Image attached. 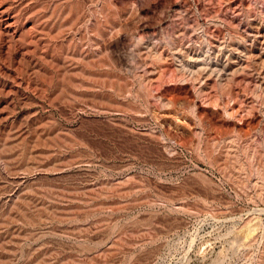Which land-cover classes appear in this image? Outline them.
I'll return each instance as SVG.
<instances>
[{"label": "rangeland", "instance_id": "1", "mask_svg": "<svg viewBox=\"0 0 264 264\" xmlns=\"http://www.w3.org/2000/svg\"><path fill=\"white\" fill-rule=\"evenodd\" d=\"M263 63L264 0H0V264H264Z\"/></svg>", "mask_w": 264, "mask_h": 264}, {"label": "bare ground", "instance_id": "2", "mask_svg": "<svg viewBox=\"0 0 264 264\" xmlns=\"http://www.w3.org/2000/svg\"><path fill=\"white\" fill-rule=\"evenodd\" d=\"M254 31H255V36H260V28L258 26L254 27ZM262 36V35H261ZM221 45H219L218 47H220ZM217 47H214V49H216ZM219 50V48L217 49ZM245 53V52H244ZM246 55V54H245ZM194 56L189 57L188 59V64L184 65L185 63L181 64V70L185 73H187L189 76H191L192 80H199L200 81V77L204 74L205 75H215V77L218 78V81H221L223 75L226 74V72L228 71L229 68H227V65H221L218 60H214V62L212 61V59L210 60L209 58H204V63H202L203 67H200L199 69H196L197 65H192L190 64L193 60ZM216 57V56H215ZM196 58V57H195ZM197 60V59H196ZM184 62V61H183ZM196 63V61H194ZM199 62V61H198ZM180 63V60H179ZM255 64V63H254ZM264 64V63H263ZM262 66V65H261ZM229 67V66H228ZM260 67V66H259ZM198 68V67H197ZM238 68H240L238 66ZM264 68V67H263ZM259 69V68H258ZM264 70V69H263ZM260 72V71H259ZM262 72V71H261ZM228 74V73H227ZM187 75V76H188ZM199 76V77H198ZM227 77V76H226ZM199 78V79H198ZM220 85V84H219ZM222 85V84H221ZM264 90V89H263ZM262 91V88H261ZM264 92V91H263Z\"/></svg>", "mask_w": 264, "mask_h": 264}]
</instances>
